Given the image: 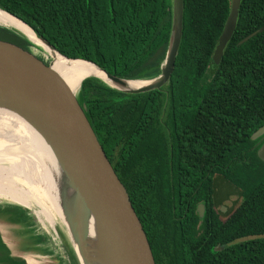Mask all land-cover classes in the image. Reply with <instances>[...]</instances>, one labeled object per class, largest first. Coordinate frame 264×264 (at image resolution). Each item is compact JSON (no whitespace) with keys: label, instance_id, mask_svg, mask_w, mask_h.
Masks as SVG:
<instances>
[{"label":"trees","instance_id":"obj_1","mask_svg":"<svg viewBox=\"0 0 264 264\" xmlns=\"http://www.w3.org/2000/svg\"><path fill=\"white\" fill-rule=\"evenodd\" d=\"M182 2L181 39L161 89L124 94L86 78L76 100L126 191L154 264H264V164L255 155L259 140H249L264 125V0H240L216 66L211 55L229 0ZM0 9L66 58L125 80L159 74L170 0H0ZM0 42L29 47L1 28ZM232 190L236 202L219 221L216 206ZM196 203L204 207L201 219ZM0 215L27 224L17 206H0ZM0 264L24 262L9 257L0 241Z\"/></svg>","mask_w":264,"mask_h":264},{"label":"water","instance_id":"obj_2","mask_svg":"<svg viewBox=\"0 0 264 264\" xmlns=\"http://www.w3.org/2000/svg\"><path fill=\"white\" fill-rule=\"evenodd\" d=\"M239 3L240 0H229L228 14L211 55L212 66L219 63L222 51L235 29ZM182 10V0H170L169 37L159 74L147 80H125L109 75L91 62L60 55L29 26L0 9V12L25 26L46 49L44 52L17 30L0 26L29 45L28 50L23 52L0 43V109L14 113L27 123L51 152L73 193L70 209L62 195L59 208L67 224V229L63 225L71 246L75 242L83 260L87 258L85 220L90 218L95 226L101 264H154L126 191L114 174L84 115V105L78 104L77 92L71 93L51 71L50 64L55 56L62 58L68 68L74 62L81 61L102 72L114 85H108L94 76H86L79 81L78 89L84 79L94 78L106 87L124 94L159 90L167 83L173 70L182 33ZM125 82L147 84L137 89L118 88ZM249 140H259L255 155L264 164V125L253 132ZM199 210L201 214L202 206ZM0 217L11 221L4 215ZM0 241L3 242L2 239ZM72 252L76 264H79L73 248ZM9 257L18 259L10 253ZM20 260L26 264L24 259Z\"/></svg>","mask_w":264,"mask_h":264},{"label":"bare ground","instance_id":"obj_3","mask_svg":"<svg viewBox=\"0 0 264 264\" xmlns=\"http://www.w3.org/2000/svg\"><path fill=\"white\" fill-rule=\"evenodd\" d=\"M0 23V26L5 25L22 33L31 43L41 47L46 52V49L35 39L33 33L2 12H0ZM54 58V61L50 64L51 71L61 79L73 94H76L78 90L79 81L86 76H94L108 85L114 86L105 78L102 72L87 63L76 61L68 68L62 58L58 56ZM146 84L144 82H125L122 87L118 88L137 89ZM18 152L24 153L27 160L21 159L17 155ZM7 160L9 166L0 175V200L7 202L6 204L8 205L20 206L29 210L33 208L32 205L34 203H40L36 196L40 195V197L49 202V207L53 208L60 223L62 222L67 229L65 218L61 214L59 206L62 195L66 203L69 204V210L73 193L61 175L51 152L27 123L14 113L0 109V165ZM37 214L39 216L41 214L42 218L49 223L50 232L48 233L51 237H55L56 232L50 222V213L48 214L41 210ZM85 223L87 258L83 260L80 257L75 242L72 243L73 251L79 264H101L94 222L92 219L87 218ZM25 263L34 264L29 258H26Z\"/></svg>","mask_w":264,"mask_h":264},{"label":"rangeland","instance_id":"obj_4","mask_svg":"<svg viewBox=\"0 0 264 264\" xmlns=\"http://www.w3.org/2000/svg\"><path fill=\"white\" fill-rule=\"evenodd\" d=\"M2 26L7 27L5 25ZM36 54L39 55L38 53ZM5 163L7 162L3 164ZM36 196L40 203H34L32 205L33 208L29 210L23 209L28 216L27 224L11 223L8 219L0 217L1 237L7 245L10 254L18 259L26 260V258H29L34 264H76L71 242L62 222L60 223L53 208L49 207V202L40 197V195ZM6 203L0 200V206L8 205ZM41 210L48 214L50 213V222L56 232L55 237H51L48 233L50 232L49 223L42 218L41 214L40 216L37 214ZM38 237L44 238L45 241L35 243L34 240Z\"/></svg>","mask_w":264,"mask_h":264},{"label":"flooded vegetation","instance_id":"obj_5","mask_svg":"<svg viewBox=\"0 0 264 264\" xmlns=\"http://www.w3.org/2000/svg\"><path fill=\"white\" fill-rule=\"evenodd\" d=\"M171 168L168 170L169 177L171 176L170 173ZM215 178V177H214ZM219 190V180L217 178L214 179V192L217 193ZM223 201L221 204L216 206V216L219 221L225 219V217L230 213L232 207L234 206V201L236 200V192L232 190L227 196L221 195L220 197ZM236 202V201H235ZM202 206L200 203H196L194 208V213L201 219L204 213V207L202 206L201 214L199 207ZM201 215V216H200ZM199 223V222H198ZM198 226V224H197Z\"/></svg>","mask_w":264,"mask_h":264},{"label":"crops","instance_id":"obj_6","mask_svg":"<svg viewBox=\"0 0 264 264\" xmlns=\"http://www.w3.org/2000/svg\"><path fill=\"white\" fill-rule=\"evenodd\" d=\"M2 239V237H1V232H0V240ZM3 240V239H2ZM4 242V241H3ZM3 242H2V244H3ZM4 246H5V244H3ZM5 248L8 250V252H9V249H8V247H6L5 246ZM10 253V252H9Z\"/></svg>","mask_w":264,"mask_h":264}]
</instances>
